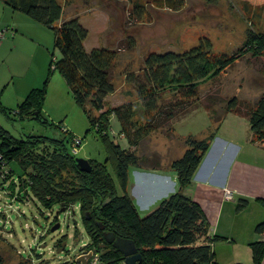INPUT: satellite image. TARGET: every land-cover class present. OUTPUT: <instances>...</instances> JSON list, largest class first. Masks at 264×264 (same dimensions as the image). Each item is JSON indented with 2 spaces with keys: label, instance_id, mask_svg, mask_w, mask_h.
Here are the masks:
<instances>
[{
  "label": "rangeland",
  "instance_id": "1",
  "mask_svg": "<svg viewBox=\"0 0 264 264\" xmlns=\"http://www.w3.org/2000/svg\"><path fill=\"white\" fill-rule=\"evenodd\" d=\"M59 1L64 7L62 21L76 17L87 28L85 48L88 51L94 47L119 50L112 69L115 89L107 95L105 107L133 101L140 108L136 91L128 83L126 73L139 72L149 52H185L208 39L214 52L231 54L242 46L249 30H264V0ZM134 2L139 5L136 6ZM141 9L142 14L139 16L137 12ZM16 14L19 15H15L13 20L18 22L17 30L15 24L7 27L5 47L0 49V69L6 68L1 57L10 55V68H7L10 73L6 72L9 82L0 83V102L11 110L10 114H6L0 109V126L15 138L31 134L65 136L75 158L103 162L113 174L106 160L107 151L101 137L94 129H90L84 109L76 103L57 70L49 75L48 92L42 108L50 124L36 119H19L12 112L32 88L43 84L48 77L51 58L59 55L54 45L52 28L33 21L18 10ZM5 27L0 26V30ZM128 38L134 40L133 48L127 47ZM7 40L11 42L7 43ZM263 93L264 57L246 54L225 74L199 87L202 106L170 121L174 132H170L167 125L142 139L136 148L130 146L119 133L117 120L112 117L111 135L115 142L146 158L149 165L159 162L167 168L173 159L185 151V137L190 134L198 138L206 137L216 131L211 113L215 116L224 115L221 127L216 131L217 136L194 176V179L198 175L216 184L224 181L235 158L254 159L253 155L258 160L264 158V147L260 143H250L248 139L247 146L240 150L237 145L222 140L223 137H229L237 142L251 136L248 118L233 112L225 113L226 101L237 96L242 103L253 104ZM212 97L214 101L211 102L210 112L203 105L210 103ZM216 161L217 167L214 168ZM9 168L16 171V177L20 171L15 161L0 171V256L3 264H80L76 258L91 250L86 248L90 235L83 223L79 205L59 211L61 208L58 205L47 209L36 200L13 197L7 188L10 177L3 178L4 172L11 170ZM136 178V173L131 169L130 182ZM114 179L121 194L115 176ZM138 187L134 183L131 188L133 196ZM169 187L150 192L144 200L135 196L139 214L144 216L156 207L162 197L169 193ZM14 191L17 193V188ZM238 198L236 196L233 201H226L222 207L223 213L217 228L222 232L218 234L227 239L214 248L219 264H253L248 243L259 236L254 228L264 220V205L256 199H249L246 207L237 210ZM58 211V219L53 221ZM52 222L60 223L54 231ZM92 257L87 260V264L91 263ZM98 264L108 263L100 260Z\"/></svg>",
  "mask_w": 264,
  "mask_h": 264
},
{
  "label": "trees",
  "instance_id": "2",
  "mask_svg": "<svg viewBox=\"0 0 264 264\" xmlns=\"http://www.w3.org/2000/svg\"><path fill=\"white\" fill-rule=\"evenodd\" d=\"M3 1L32 20L52 28L54 45L59 51V55L50 60L48 77L43 84L32 88L12 112L19 119L49 123L42 108L49 75L57 70L76 103L84 109L90 129L101 137L107 151L106 160L122 191L119 194L114 176L105 163L89 159L91 171L82 170L70 152L67 137L31 134L15 138L0 126V171L13 161L20 169L17 177L11 168L4 172L3 178L10 177L7 186L10 194L18 199L36 200L47 209L58 205L67 210L78 204L90 235L86 248L98 253L100 260L108 264L125 263L123 254L106 239L109 232L135 242L141 253L139 264H219L213 245L227 238L210 234L211 225L203 208L184 190L193 181L224 115L211 113L216 131L206 137L198 138L192 134L185 137V151L167 168L159 162L149 165L136 151L115 142L111 135V120L112 117L117 120L119 133L130 146L137 148L151 133L202 106L199 87L204 82L225 74L246 54L264 57V30H249L242 46L231 54L214 52L208 39L185 52H149L139 72L126 73L140 108L133 101L105 107L107 95L115 89L112 69L119 50L94 47L88 51L85 48L87 28L76 17L62 21L64 7L59 0ZM169 3L174 7L172 2ZM141 11L137 12L139 16ZM126 44L133 48L135 42L128 38ZM213 99L203 105L210 112ZM0 109L6 114L11 113L1 102ZM228 112L248 118L252 140L264 147V93L253 104H244L237 96L231 97L225 103V113ZM168 130L174 132V127L169 125ZM134 168L170 169L178 178V189L144 216L139 214L129 192L130 170ZM256 200L264 205V198L257 197ZM248 203V198L240 196L237 210ZM254 231L262 238L251 241L249 247L253 264H261L264 260V220L257 223ZM0 264H3L1 256Z\"/></svg>",
  "mask_w": 264,
  "mask_h": 264
},
{
  "label": "crops",
  "instance_id": "3",
  "mask_svg": "<svg viewBox=\"0 0 264 264\" xmlns=\"http://www.w3.org/2000/svg\"><path fill=\"white\" fill-rule=\"evenodd\" d=\"M16 11L17 10H14L3 0H0V26L1 27L6 26L4 29H2L5 30V36L7 34L6 31L8 26H13V24H15V30H17L16 25L18 26V22H14L13 20L15 15H19L16 14ZM17 17L19 20L21 19L20 16ZM4 38L0 40V49L5 47ZM6 42L8 43L11 41L7 40ZM9 58H10L9 54L6 57H1V60L6 68L0 69V83L9 82L8 77H6L7 76L6 72L7 73L9 72L7 68H10L8 66ZM225 138L226 137H223L222 139L225 143H228L230 145H237L240 148V150H242V147L247 146L248 139L250 143L251 142L254 144L257 143L252 140V134L250 137L246 138V140L243 141L237 140V142H235L234 139H230L229 137H227L226 139ZM224 150H223V154H224ZM252 158L254 159H246V158H238V157L235 158V160L229 167V171L224 181H220L219 183L215 184L214 182H209V179L207 178L202 179V177L197 175L196 178L193 179L191 184L185 188L184 193L191 196L195 201H197L203 208L205 214L207 215L211 225L210 234H214V233L222 234V232L219 230V228H217V226L219 225V222L221 220L223 213L222 207L226 201H233L236 198V196L246 197L250 200L256 199L257 197L264 198V158H261L262 160H258L256 157H254V155L252 156ZM217 163L218 161L214 163L213 165L214 168L217 167ZM132 170L137 175L136 180L133 179V181L129 183V192L134 203H135V196L140 200H144L145 196H147L150 192H154L156 189H167L168 186H170L169 193H167L165 197H167L168 195H170L171 193L175 192L178 189L179 184H178L177 174L173 170L170 169L153 170V169H144V168H134ZM197 171H199V169ZM212 172L213 170L211 171L210 175L212 174ZM134 183H136L137 186H139L137 190H135V196H133V193L131 191V188L133 187ZM226 189L232 192L231 198L225 197ZM165 197H162V199ZM147 208L150 209L152 207L147 206ZM214 225L215 227L213 229L212 226ZM255 238L260 239L262 237L259 235L256 236ZM251 241H253V239ZM221 242L222 241L215 243L213 245V248H216L215 245L220 244ZM261 264H264V260L262 261Z\"/></svg>",
  "mask_w": 264,
  "mask_h": 264
},
{
  "label": "water",
  "instance_id": "4",
  "mask_svg": "<svg viewBox=\"0 0 264 264\" xmlns=\"http://www.w3.org/2000/svg\"><path fill=\"white\" fill-rule=\"evenodd\" d=\"M75 159L82 170L86 172L91 171L92 166L89 162V159L79 157ZM59 211H64V209L62 208ZM59 211L56 213L57 215L59 214ZM59 226L60 223L54 224L52 226V230L54 231ZM106 239L123 254V256L125 257V264H139L141 260V253L139 252L135 242L132 239L115 236L113 232L107 233ZM64 245L65 243L63 242L62 247H64ZM92 253V251H89L88 254L77 257L76 262L80 264H87V260L92 256Z\"/></svg>",
  "mask_w": 264,
  "mask_h": 264
},
{
  "label": "built area",
  "instance_id": "5",
  "mask_svg": "<svg viewBox=\"0 0 264 264\" xmlns=\"http://www.w3.org/2000/svg\"><path fill=\"white\" fill-rule=\"evenodd\" d=\"M5 36V30H0V40H2ZM225 197L231 198L232 197V192L228 189L225 190ZM92 260L90 264H98V261H100V257L98 253H93L92 254Z\"/></svg>",
  "mask_w": 264,
  "mask_h": 264
},
{
  "label": "flooded vegetation",
  "instance_id": "6",
  "mask_svg": "<svg viewBox=\"0 0 264 264\" xmlns=\"http://www.w3.org/2000/svg\"><path fill=\"white\" fill-rule=\"evenodd\" d=\"M58 215H56V217H57ZM58 219V218H57ZM54 221V220H53ZM53 225V224H52ZM92 251V250H91ZM93 252V251H92Z\"/></svg>",
  "mask_w": 264,
  "mask_h": 264
}]
</instances>
